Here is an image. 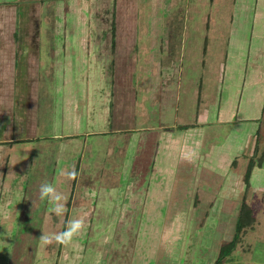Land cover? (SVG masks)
Wrapping results in <instances>:
<instances>
[{
	"label": "rangeland",
	"instance_id": "374dc122",
	"mask_svg": "<svg viewBox=\"0 0 264 264\" xmlns=\"http://www.w3.org/2000/svg\"><path fill=\"white\" fill-rule=\"evenodd\" d=\"M19 1L0 0V5H7L5 17H14L15 11L22 13L21 23L4 22L14 41L19 35L16 27L26 30L31 22L28 1L18 5ZM38 1L42 6L37 22V137L22 140V132L15 130L13 136L20 140L0 150V164L5 169L0 183V264H213L221 241L235 235L236 212L243 197L239 193L225 199L229 213L213 212L215 202L222 198L208 197L215 194V189L203 191L200 181L225 174L232 192H241L246 162L253 159L254 170L258 174L262 171L256 159L258 147L264 145V56L257 51L249 54L239 97L229 91L227 70L221 81L220 67L230 62V55L238 47L236 27L241 26L239 19L247 25L251 0H134L136 6L127 12V22L123 26V22H114V30L119 25L132 33L126 34L128 40L123 39L120 52L131 56L126 61L130 69L107 63L109 69L101 87L102 93H109L110 109L103 121L94 117L90 122L85 119L89 88L99 79H89L84 49L90 23L96 28L94 2ZM257 5L264 6L263 0H258ZM57 30L61 39L56 42ZM134 40L138 45L134 46ZM130 45L135 51L131 55L125 52ZM55 47H64V61L58 67L61 83L53 73ZM236 80L237 77L232 82L236 84ZM2 99L9 107L17 104L16 95L6 94ZM234 100L237 112L232 119L238 126L232 124L233 120L226 121L222 113L234 109ZM218 107L223 120L216 116ZM54 118L58 137L53 136ZM246 119H257L253 122L261 129L251 139L241 141L244 145L239 147L241 154L234 156L233 167L228 157L220 163L222 169H228L218 176V161L235 147L229 133L233 127L240 133ZM118 127L130 128L127 135L134 133L139 138L133 143L131 135L125 155L118 149L125 132L118 131ZM89 129L95 133H86ZM162 135H180L182 141L175 156L171 157L170 148L166 151L157 144H161ZM171 142L169 145H175ZM229 143L232 145H226ZM229 154H235L234 150ZM165 167V173L164 169L159 172ZM73 171L75 181L68 175ZM173 173L178 175L174 181H159L158 175L172 177ZM31 175H38L41 183L48 179L62 195L60 214L50 211L48 199L43 206L33 208L34 199L28 197ZM163 184L172 185L168 190L156 187ZM100 185L101 189L109 187L102 200L105 202L108 196L114 204H110L108 214L94 210ZM259 187L255 184V189L247 191L255 196L250 204L257 220L240 234L224 264H264V190ZM70 192L69 206L66 202ZM244 192L243 196L247 194ZM244 198L248 201L246 195ZM98 201L100 204V198ZM73 220H82L84 226L70 243H41L42 233L51 236L64 232ZM247 240L253 244L250 251H245ZM92 247L94 258L87 257Z\"/></svg>",
	"mask_w": 264,
	"mask_h": 264
},
{
	"label": "crops",
	"instance_id": "0c3cea01",
	"mask_svg": "<svg viewBox=\"0 0 264 264\" xmlns=\"http://www.w3.org/2000/svg\"><path fill=\"white\" fill-rule=\"evenodd\" d=\"M22 1L23 0H20L18 2V5H21ZM27 1L26 2L28 3V5H30V8H31L28 11V15H29L28 22L31 21L29 24L30 26H29V29H26V30L24 29L20 30L16 27V30L18 31V34H19L16 41H14V38L11 35V30L9 31L7 30V27H5L6 24L4 22H6V20H9L10 23L12 22H15V24L16 22L21 23L22 21L21 19L23 17H20V16L22 15V13L20 14L19 12L18 14V12L15 11L14 17L13 15L11 16L7 15V17H5L4 11L6 10L5 8L7 5H0V26L2 27V28L0 27V150L4 148L6 149L8 146H10L8 144H11L14 141L20 140L21 137L14 138L13 133L15 132V130L16 132H18V134L22 132L21 133V135L23 134V137L21 138L22 140L23 138L24 140H30V139H35L37 137L35 130L37 127V117H38L37 95H38V87L40 84V81H39L40 80V58H39V48H38L39 28L37 27V22L39 21L38 15L40 13V7L42 6V2H39L38 0H27ZM93 2L94 3L92 4V10L97 15H94V14L92 15L93 20H94L92 21H93V24L96 26V28L90 23L91 31L89 32V35L87 36V41H86L87 46L84 50L86 52L85 54L87 57L86 64H87V67L89 68V79L91 80L92 78H95L97 80L99 79V82H96V85H93L89 88V94H88L89 104H88V107L85 109V113H87L85 119L87 118V122L92 121L94 117L98 119H102L103 121V119H105L107 110L109 111L110 109L108 106L110 103L109 93L108 92L102 93L103 88L101 87V84H102L101 80H103L104 78L106 79L107 77L106 70L109 69L107 68V63L111 62L113 63V65L116 64L117 68L120 67L123 70L130 69V67L126 65L128 63L126 61H128L131 56H128V55L126 56L124 52H123L124 54H120V52L122 50V47H124L123 45L125 43L123 39L127 38L128 40V35L126 34L131 35L132 33H130V31L127 30V27L123 29L122 26L125 24V22H127V16H128L127 12L132 11V8H135L136 6V3L134 2V0H93ZM246 2L248 1L246 0ZM263 3H264V0H263ZM9 4L13 5L11 3ZM251 4H252L250 7L251 15L248 16L247 25L244 26L242 23L243 19H239V21L241 22V26L236 27L238 31L235 34V37H238V38L235 39L236 41L235 45L238 47L235 48L232 54L230 55V59H229L230 62L229 63L225 62L220 66L221 67V78L224 76L227 70L229 72L227 76V80H228L227 85H229V88H230L229 91H231L233 94H237L238 97H239V94L241 95V92H242L243 79H244L243 72L247 68L246 66H247V60H248L249 54L251 53V51L252 53L253 51H257V52H260L264 56V6H260V5L258 6L257 5L258 0H251ZM60 6L58 7L57 5L56 7L57 11L59 10ZM120 6H124V8L121 7L122 8L121 9ZM116 7H118V9H116ZM129 7L131 8V10H128ZM258 7L260 9H258ZM115 10H117V14H116L117 16H115V13H116ZM235 20H238V19L236 18ZM115 21H117L118 23L123 22L122 26L118 25L117 30H114ZM38 26H40V24ZM120 28L122 30H120ZM239 34L241 35V38H239ZM60 35L61 34L59 31L55 33L56 42H57V39H61ZM115 40H117V42ZM134 43H135L134 44L135 46V45H138L139 42H136V40H134ZM242 45H245L244 48H242ZM129 47L130 48H127L125 52H128L130 55L135 53V51L132 50L131 45ZM137 47L138 46H136L135 48ZM63 49L64 47H61V49L55 47L54 51L56 52L55 53L56 57H54L55 59L52 62V66L55 69L53 73L55 74L56 80H58L59 83L62 82V77H61L62 74H59L60 68L58 67L62 66V61H64ZM112 54H115L114 57H112ZM227 57L228 55L226 56V59ZM122 59L123 61L125 60L124 63H122L123 61L122 62L120 61ZM96 70H99L98 72L101 71L102 73L98 74L96 73ZM236 73L238 74L236 75ZM235 77L238 78V81L236 80L237 81L236 84L232 82ZM221 81L222 82L224 81V77L221 79ZM13 87H14V90H13ZM98 90L100 91L97 92ZM123 92L125 93V90ZM124 93H122L121 91V95H122L121 98L123 100H125V98L123 97L125 95ZM6 94H9V95L12 94L13 96L16 95V101H17L16 106L12 105L13 107L12 106L9 107L7 102H5V100L2 99L3 96H5ZM233 108L235 110L229 108V109H226L225 112H222V109L218 107L216 116L218 117V119L223 120L221 117H219V116H223L219 112L221 111L222 113L225 114L223 118L226 121L228 120L232 121L233 119L236 118V114L234 113L237 112L236 111L237 105H236L235 100H234ZM202 117L204 118V115ZM9 118L11 119L10 122H9ZM119 119L120 118H117L116 120H119ZM255 120L257 119H246L247 121L246 123H241L242 125H244V127L243 128L241 127L242 130L240 131V133L237 132L238 130L235 127H233V131L229 133V138L234 139L235 141L233 144L235 145V147L233 149L229 148L230 150L227 151L226 156H224L222 160L220 159L218 161L217 168H216V171L218 172L217 174L218 176L220 174L226 173V169H228V168L222 169L221 167L222 165H220V163L225 158L228 157L229 159L228 162L230 163L229 165L233 167V164L236 160L234 156L237 155V153L241 154V151H239V147L241 145H244L243 142L241 141H243L244 138L251 139L253 135H256V133H258L259 128L261 129L260 124L253 122ZM249 121L252 123L249 124L250 123ZM57 123L58 122H55V118H54V121L51 120V124L54 125V130H53L54 137H58L59 135V132L56 131L55 129V127L58 126ZM232 124H234V120L232 121ZM238 125L239 124H234V126H238ZM107 129L109 130V127ZM118 129H120V127H118ZM129 129L130 128H125L124 130L120 129L118 131H122L126 133L129 131ZM86 133H95V131H93V129L91 130L89 129V130H86ZM125 133H124V138L122 139V145H119L118 147V149L122 151L123 155H125L126 153L125 151L129 149V144H131V135L134 136V133L128 134L129 136L127 135V133L126 134ZM222 135H225V133L224 134L222 133ZM133 139H134L133 143L139 140V138L136 136H134ZM169 141H172L175 145H169ZM181 141L182 140L180 139V135L175 138H173V135H171L170 138H168V136L164 137V135H162L161 144L159 143L157 144L160 145V148H162L163 150L165 149L166 151L168 148H170V150L172 151L171 157H173L176 155V153L174 154V151L176 152L179 151L177 149ZM40 145H43V144H40ZM226 145H232V143H229ZM260 146H261V149H260ZM260 146L258 147L259 150H257L259 152L257 153L258 156L261 154L264 145H260ZM256 149L257 147L254 146L253 151L255 152ZM232 150H234L235 154L228 155V153H232ZM166 155L168 156L167 153ZM247 164H248V161L245 164L244 170H246ZM235 166H237L236 163H235ZM168 167H170V164ZM255 168L256 167H253L251 171V175L249 177L248 189L250 188L255 189L254 185L257 184L258 187L260 186L259 188L261 190H264V169H263L264 166L263 168L260 166L258 167V169L260 168V170H262L259 174L254 170ZM167 169L166 167L161 168L159 172H161L162 170V172L165 173ZM4 171L5 169L3 170L1 166L0 183L3 182ZM244 173H243V176H244ZM126 176L122 179V181L125 182ZM158 176L160 177L159 181L162 183L163 181L168 180V178L171 181H174L175 176H178V175H175V174L171 175L172 177L167 176V175H158ZM228 178L224 174L223 177H220V178L202 179V181H200V184L202 183L201 187L203 191L208 192L210 190L212 191L213 189H215V191H213L215 194H210L208 197L215 198L216 196L217 199H219V197L222 198V200L219 199L218 202H215L216 204H214L213 206L214 207L213 212L217 211L216 213H224V212L229 213L231 209L229 210V207H228L229 203L225 201V199H232V196L236 197L237 194L239 193H240L241 198L243 197V192L245 191V183H244L243 178L241 179V182L243 183V189L241 190V192H237V190H235L234 193L232 192L233 189L231 187V181ZM232 179L234 180L236 178L233 177ZM75 180L76 179H74V181ZM102 180L101 182H103ZM28 181L30 184L28 186V189H30V191H28L30 192L28 194V197H30L31 199H34L32 202L33 208H37V206L39 207L41 205L43 206L44 204H46L47 198L43 200L40 198V185L42 184L40 177L38 178V175L37 176L31 175L29 176ZM48 182L49 180L47 179L46 183ZM172 184L170 185L168 184V187L167 185H164V184L161 186L157 185L156 187H162L164 190H168ZM250 184H252V186H249ZM101 188L102 187L100 185L99 187L100 190L97 195V197L100 198V204H99V201H98L99 198H98L96 201L94 210L96 211L99 209L102 211L103 214H108L110 211L109 207H111L110 204H112L113 206L114 204L110 203L111 199L108 196L106 197L107 199L105 200V202L102 200L104 199L103 196L105 194V191H108L106 188L109 189V187H105V189H101ZM248 189H246V192L244 193H247ZM195 195L199 196L198 194H195ZM116 196L117 195H115V197ZM246 197L248 199V201L246 202L251 206L253 210V206L250 203H251V200L255 198V196L248 195L247 193ZM67 199L68 200L66 204L70 206L72 203L71 202V199H72L71 192H70V195H68ZM240 203H241V199L238 203V209H237L236 215L238 214ZM76 209H77V206H76ZM236 217H235V222H236ZM66 220H67V216L65 218V221ZM256 220L257 219L255 216V222ZM96 223L97 222H95V224ZM252 226H254V224ZM102 233L103 235H105L104 232ZM232 236L233 234H231V238ZM226 241H229V240H226ZM222 243L223 242L221 241L220 245ZM252 245H253L252 241H249V240L245 241V246H246L245 251H250L249 249H251ZM94 252L95 250L92 247L87 257L94 258L96 256ZM91 262H93V260H90L89 263Z\"/></svg>",
	"mask_w": 264,
	"mask_h": 264
},
{
	"label": "trees",
	"instance_id": "16d2710c",
	"mask_svg": "<svg viewBox=\"0 0 264 264\" xmlns=\"http://www.w3.org/2000/svg\"><path fill=\"white\" fill-rule=\"evenodd\" d=\"M258 166L264 165V147L261 154L256 159ZM254 160L250 159L248 161L245 173H244V183H245V191L248 189L249 184V177L251 175V171L254 167ZM246 195V194H245ZM241 200L239 211L236 217L235 222V235L232 237L231 240L223 242L218 250V254L215 258L213 264H224L226 262L227 257L233 252L234 248L236 247L239 239L240 234L248 227H251L255 222V216L253 214V210L251 206L246 202L244 198Z\"/></svg>",
	"mask_w": 264,
	"mask_h": 264
},
{
	"label": "clouds",
	"instance_id": "9594fccd",
	"mask_svg": "<svg viewBox=\"0 0 264 264\" xmlns=\"http://www.w3.org/2000/svg\"><path fill=\"white\" fill-rule=\"evenodd\" d=\"M71 179H75V172H71L68 174ZM40 198L48 199L49 203L52 205L50 208L51 212L60 214L63 210V205L59 203L62 199V195L56 191V189L49 183H42L40 185ZM82 220H73L71 221V227H69L66 231L60 232L54 235H48L42 233L40 236V241L42 244H51L55 241L58 244H68L71 242L73 236L77 235L80 230L83 228Z\"/></svg>",
	"mask_w": 264,
	"mask_h": 264
}]
</instances>
